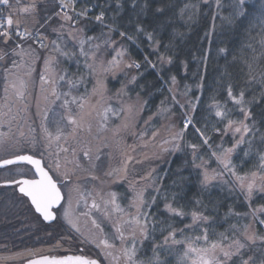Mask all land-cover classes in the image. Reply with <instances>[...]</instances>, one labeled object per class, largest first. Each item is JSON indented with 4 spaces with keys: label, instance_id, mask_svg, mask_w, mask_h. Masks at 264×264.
Returning a JSON list of instances; mask_svg holds the SVG:
<instances>
[{
    "label": "trees",
    "instance_id": "16d2710c",
    "mask_svg": "<svg viewBox=\"0 0 264 264\" xmlns=\"http://www.w3.org/2000/svg\"><path fill=\"white\" fill-rule=\"evenodd\" d=\"M133 2L135 7L132 6ZM230 2L231 0H221L224 5L221 8L213 1L204 0H76L75 4L77 11L93 9L87 13L89 19L81 20L80 23L88 36H96L100 31H110L105 25H111L113 29H118L113 31L116 37H120V31L133 37L134 42L123 38L124 43L130 47L127 57L140 63L139 69L135 71L136 79L131 89L132 94L147 102V112H155L164 97L173 101L169 88L172 86L171 77L175 76L176 97L184 100L183 108L180 107L181 104L172 102L178 115L176 122L179 131L184 129V122L189 117L192 123L184 130L178 151L171 155L157 172H166L161 184L168 197L166 200H160L152 209V216L163 229L169 226L180 229L191 223L190 219L185 217L181 220L163 210L165 202L173 204L174 207H181L185 213L206 209L204 214L214 223L204 226L209 227L213 239L217 238L211 235L213 231L231 236L233 226L241 228V219L249 222L250 218H246L245 214L250 213L251 208L250 203L232 184L231 177H226L228 183L224 186L219 183V186L214 188L204 187L200 182L201 172L193 166L189 144H197L199 155L205 160H212L210 149L201 143L196 128L206 131V135L212 137L209 141L212 150L220 143V138L211 132L213 126H221L219 118L215 116V109L209 107L211 97H215L230 110L231 119L243 120L238 106L229 99L227 89L231 86L233 95H238L240 91L245 93V107L251 108L255 123L253 132L245 137V143L236 150L233 164L237 173L244 175L260 171V166L264 163L260 159L264 155V43H261V40H264V30L257 24L264 0H247V5L252 6L253 11L243 19L231 18V9L228 7ZM1 8L7 11L5 6L2 5ZM157 8H163L164 12L157 13ZM100 11H104L105 18L103 22L98 23L93 18ZM38 12L40 23L43 25L41 33H48L53 37L54 33L50 27L59 24V16H63L58 10L56 0L41 2ZM72 16L75 18V13H72ZM137 24L155 34V38L161 42L160 53L165 52L164 45L168 46L167 55L173 57L170 65H161L157 61L154 46L143 33L136 32ZM20 29L25 27L21 26ZM31 32L35 35L41 34L35 30ZM42 38L46 40L44 34ZM16 39L21 44L22 39ZM22 46H31L42 55V52L50 50L47 40L43 48L36 46L33 40L22 43ZM11 47L16 48V45L12 44ZM145 56L152 64H156L155 68L145 61ZM68 63L71 71H78L80 68L73 62ZM1 66L0 90L6 82L5 71L2 69L5 66ZM111 83H114L113 87L117 85L112 80ZM188 101L196 104L195 109ZM247 123L250 127L253 126V121ZM225 140V146H230L232 141L227 137ZM196 163L199 164L200 161L197 160ZM211 165L218 167L215 162ZM178 179L183 180L182 187L173 185V181ZM173 193L178 194L176 202L172 199ZM18 204L16 201L5 203L0 196V242L11 241L15 245L13 248L19 249L37 246L45 240L53 241L50 237H55L48 234V231L54 227V222L47 224L39 220L41 224L34 225V220L31 226H26ZM260 205H264L263 196L251 199L252 208ZM261 217L264 220V215ZM256 228L258 234L264 236V226L256 222ZM255 248V244L250 245L243 253L244 258L247 259L249 255L259 256L262 249Z\"/></svg>",
    "mask_w": 264,
    "mask_h": 264
},
{
    "label": "snow or ice",
    "instance_id": "6c2138e0",
    "mask_svg": "<svg viewBox=\"0 0 264 264\" xmlns=\"http://www.w3.org/2000/svg\"><path fill=\"white\" fill-rule=\"evenodd\" d=\"M75 4L76 0H60V10L63 13V19L71 22L73 32H80L82 31V29L79 28L81 20L87 21L89 19L87 13L93 9L85 8L79 12H75ZM0 5H3L8 9L7 11H4L3 8H0V43L6 48H9L11 53L21 56L26 53L23 51L16 53V48H21L16 37H30L34 42H37L41 48L45 47L42 34L34 36L27 28H25L24 31H20L21 21L14 19V16L18 14H36L38 11L36 0H14V3L13 0H0ZM132 6L135 7L134 2ZM223 6L221 0H217V7L221 8ZM145 7H147V5H145ZM228 7L231 9L230 15L232 19L247 18L253 11V7L247 5V0H231ZM66 9L75 12V18L74 16L69 15L68 11H65ZM156 12L163 13L164 9L157 8ZM104 18V11H100L93 19L95 22L99 23L103 22ZM257 24L261 30H264V5H261ZM41 27H43V25H41ZM105 27H108L110 31H118V29H113L111 25H105ZM136 32L143 33L146 39L151 42V45L154 46V50L157 52V61L161 65H170L173 62V57L167 55V45H164V53L159 52L161 42L155 38L153 32L146 31V29L139 24L136 26ZM68 35L70 36L76 51H64L59 45H55V51L69 62L76 63L78 60L82 59L83 66L88 69L89 75L91 76L97 67V53L99 52L101 45L94 43L96 37H86L76 42V36L73 35L72 32L68 33ZM119 35L124 39H133L132 36L123 31H120ZM261 43H264V40H261ZM12 44H15L16 48H12ZM104 46L110 47L113 55L110 60L106 61V67L104 66L105 62L100 61V68L103 73L114 74L122 68H132L133 66L136 68L140 67L139 63L124 62L123 58L127 54V50L123 47L117 48L115 41H106ZM5 55H8V53L0 55V61L4 60ZM144 59L151 65V67H156V64H152L147 56H145ZM53 60H55V57H46L44 59L43 73H47ZM10 64L11 68L18 67L15 60H10ZM76 66L79 67L80 65L76 63ZM4 71L9 74L11 73L10 68H5ZM30 74L31 73H29V75ZM72 76V73L64 70L63 74L59 76V80L67 85L68 90L58 92L55 87H51V91L44 96L45 101H48L50 96L53 105L59 101V105L53 107L51 111L53 115L59 114L60 116L59 121L54 122L57 126V131L56 135H53L47 127L49 123V109L45 108L41 113V127L45 132L43 143L45 151L51 149L53 143L58 145L61 141L63 132L59 127L60 122L78 126L84 119L86 106L90 104L89 95L104 99V94L108 91L106 85L101 79H95L91 93L87 94V85L84 83V77L79 76L73 79ZM39 78L42 86L44 84H49L51 86L54 83L46 74H41ZM5 79L7 81V77H5ZM135 79L136 77H133L132 81L134 82ZM171 83L175 85V76L171 77ZM81 86L84 87L86 94L73 95V91ZM10 87L14 90L19 99H24V89L26 88V82L24 80L19 81V86L13 81L10 83ZM198 87H200V85H198ZM8 91L9 86H6L4 88L6 97ZM122 94L123 88L114 93L116 97H120ZM227 95L229 99L238 106L239 112L244 117L243 120L231 119L230 110H228L224 104H221L216 100L215 97H211L210 99L212 102L209 107L215 109V116L219 118V122L221 123L220 127L213 126L211 132L213 135L220 138V143L216 145L215 150H212L211 144L209 143L212 137L206 135V131H201L199 128H196L201 143L209 147L212 160H205L199 155V147L197 144H189L188 147L192 150L193 166L201 172L202 178L200 182L204 187L212 185L217 180L227 184L228 181L223 179L224 176L227 175L233 178L236 186H238L241 191H246L250 203L254 189L259 188V191L264 192V163L261 164L259 173L251 172L250 174L240 175L237 173V168L233 164V156L236 153V150L245 143V137L253 132L255 120L251 108L245 107L247 102L245 101V93L243 91H240L238 95H233L232 88L229 86L227 89ZM173 99H175V97H173ZM188 103L192 105L193 109H195V103L192 101H188ZM57 107L59 108V113H57ZM180 107L183 108V105H180ZM74 110L78 111V115L73 114ZM119 111L124 112L125 114H130L132 112V105H128L127 108L121 107ZM164 111H168V109H164ZM109 113L114 116L118 114L111 107H105V119ZM87 115H91V112H88ZM250 120L253 121L252 127L247 123V121ZM147 123L148 121H145V124ZM191 123L192 121L189 117L184 122V129H181L180 132L173 135L171 140L165 139L161 142L160 150L162 152H168L169 148L164 147V145H168L176 139H182L184 130ZM131 127L133 126L127 122L122 125L124 130H130ZM119 132L120 127L117 128L115 134H119ZM132 134L142 141L144 147L148 146V140L144 139V137L147 136L146 131L133 132ZM6 135L7 134L5 133H0V145L6 143ZM24 135L25 133L21 131L20 136L23 137ZM158 135L159 133L157 131H153L149 139L154 141ZM237 136L239 137L238 139ZM226 137L232 141L230 146H225L227 143L225 140ZM31 143L33 144V147H35L36 141L33 140ZM177 147L178 145L174 143L172 144L173 149ZM134 150L135 149L133 148V151ZM61 151L67 152L68 149L64 148L61 149ZM83 154L86 157L89 155L87 151ZM48 156L49 159L46 160L44 151L37 149L34 154H17L13 158L0 160V167L20 162H26L28 165L32 166L33 178H29L26 174H20L19 179H9L5 180L3 183L5 185L16 186L18 192L22 194L24 198L29 200V206L34 210V213L39 214L44 221L55 220L57 218V212H59L61 216L79 232L80 229L76 227L72 219L74 203L72 193L75 192L78 197L75 200V203L79 205L80 202L83 201L85 208L88 209V211L81 213V215L90 217L91 224L97 230L96 232H89L86 239H88V241L99 250L98 255L100 258H93L87 254L51 256L29 253L28 258L26 259V264H101V258L105 261V264H144V261L138 259V246L142 247L144 242L150 239L152 240L154 256L153 259L147 262V264H167V260L161 259L158 253L165 250L170 251L176 246H179L182 249L179 256V264H257L254 255H249L247 259H245L243 255V253L248 250V242H251L252 244L256 243L257 237L255 235H249L251 224L242 225L240 229L233 226L231 229V236L225 235L224 233L217 234L213 231L211 235L217 236V238L210 239L209 227H205L204 225H211L214 221L204 214L206 209L185 213L181 207H174L173 204L167 203L165 204V208L170 214L181 220L187 217L190 219L191 223L186 224L185 227L181 229H175L171 226L167 229H162L161 240L159 243H156L154 236L150 235V229L154 230L156 224L154 221H150L147 212L142 211L143 208L148 207L144 201L143 190L135 192L134 200L129 205V207L135 208V212L125 211L118 202V194L115 191H109L107 193V199L101 195L100 203H98L95 197H93L91 205H89L88 197L92 196L91 192L85 196L78 186L69 189L67 192H62L61 189L67 187V181L69 179L68 175L66 172L61 173L57 179H54L53 175L60 172V164L54 160L52 152L49 151ZM97 159H99V157H97ZM132 159V156L126 155L123 167L125 173L127 172V164ZM260 159L261 161H264V155H262ZM50 160L52 161L51 163L49 162ZM197 160L200 161L199 164L196 163ZM212 162L219 165V170L210 168ZM114 171L118 172L119 170L117 169ZM107 174L113 175L114 173L109 172ZM148 175L150 177L151 173ZM61 176H63V179L60 178ZM143 179H147V177ZM182 183V179L173 181V185L177 187H182ZM177 195V193L172 194L174 202L177 201ZM62 202L67 206L65 207ZM151 203H155L154 198ZM93 210L100 213L102 217L109 222L112 221L113 215L117 217L118 222L106 225L113 229L111 237L104 232V228L97 222L95 217L91 216ZM258 214L264 215V205L252 208L250 213L245 214V217H250L251 220L264 225V220H259ZM196 230H199V235H184L186 231L195 232ZM165 231L167 232L166 235L163 234ZM237 233H239V235H237ZM178 235L183 236V239H177ZM259 240L264 242V236H260ZM80 251L83 253V249ZM261 251L264 253V249ZM259 264H264V257L259 260Z\"/></svg>",
    "mask_w": 264,
    "mask_h": 264
},
{
    "label": "rangeland",
    "instance_id": "374dc122",
    "mask_svg": "<svg viewBox=\"0 0 264 264\" xmlns=\"http://www.w3.org/2000/svg\"><path fill=\"white\" fill-rule=\"evenodd\" d=\"M45 1L47 2L48 0H36L37 6L39 7V4ZM204 1H213L217 6V0ZM38 13L39 12L37 11L36 14H18L14 16V19L20 20L21 26L27 28L29 31L35 30L41 33L40 30L43 27L40 26L41 23ZM59 17L60 23L57 25H53V27H50V29L54 33V36L52 37L51 34L43 33L47 40V43H50V50L45 53L42 52L44 55H42L39 50L31 46H22L21 49H16V53H20L21 51L26 53L25 55L21 56L11 53L9 48H6L3 44H0V55L8 53V55H5L4 60L0 61V65L11 69L10 74L8 72H4V76L7 77V81L5 82L3 88L0 90V133L7 134L6 143L0 145V159L16 154L18 151H26V149L36 151L37 149H39L41 151H44L46 160L49 159L48 152H52L53 158L56 161L55 157L57 156V151L61 150V148L64 147L66 141L70 137L76 136V134H74V130H76L83 122V126H86V130L91 131L90 137H93L94 144L91 148L90 153L91 155L96 156V158L99 157L100 165H102V170L101 173L98 172V174H102L103 176L102 184H96L93 182L95 184V187L92 188V196L88 197V201L95 197V199L100 202L101 195H103L104 198L107 199V193L109 191H115L118 194V202L125 209V211L135 212V208L129 207V205L134 200L135 192L143 190L144 201L145 204L148 205V207L143 208L142 211L147 212L149 214L150 221L155 222L156 228L154 230L150 229V235L154 236L156 243H159L161 240V230L163 228H161L159 223L154 220L152 216V209L159 204L160 200H166L168 196L161 184L166 172L162 171V174H159L157 172L161 169L163 163L168 160L171 155L178 151L180 139H176L170 144L164 145V147L169 148L168 152H162L160 150V144L165 139L171 140L173 135L180 132L178 124L176 122V120L178 119V115L174 110L172 102L175 101L178 102V104L182 105L184 100L183 98L176 97V84H172V86L169 88V92L172 98L175 97V99L171 101L168 97H164L155 112H147V102L140 96L132 94L131 89L134 83L132 81V78L135 77V71L139 68H136L135 66H133L132 68H122L121 70L116 71L114 74L103 73L100 68V61H104V66L106 67V61L110 60L111 56L113 55L112 49L110 47L104 46L106 41H115L117 48L123 47L127 50L128 53V49L130 47L128 44L124 43L123 38L121 36L116 37L113 31L108 30L100 31L96 36H88L81 25H79V28H81L82 31L73 32L71 22L64 20L62 15ZM70 32H72V34L76 36V42L86 37H96L94 43L101 45V48L97 53V67L91 74V76L89 75L88 69L83 66L82 59L76 62L80 65L78 71H71L69 70V61H66L55 51V45H59L60 48L64 51H76V48L73 46V42L68 35V33ZM127 56L128 54L124 56V62L139 63L133 58ZM46 57H55V60H53V62L50 64L47 73H43V61ZM10 60H15L18 67L11 68ZM5 67H2V69H5ZM64 70L72 73L73 79L79 76L84 77V83L87 85V94L91 93L95 79H101L106 85L108 91L104 94V99L89 95L90 104L86 106L84 119L79 123L78 126L60 122L59 127L63 132L61 141L58 145L56 143H53L52 148L45 151L43 147L45 132L41 127V113L45 108L49 109V123L47 127L48 130L53 133V135H56L57 131V126L54 122L59 121L60 116L59 114L53 115L51 111L53 107L59 105V101H57L56 104L53 105L51 103L52 98L49 96V100L45 101L44 96L51 91V87H55L58 92L68 90L67 85L59 80V76L63 74ZM29 73L31 74L29 75ZM41 74H46L54 83L51 86L49 84H44L42 86L39 78ZM20 80H24L26 82V88L24 89L25 96L23 100L19 99L16 96L14 90L10 87V83L13 81H15L19 86ZM111 80L113 82H116L117 85L113 87L114 83L110 84ZM6 86H9L7 97L5 96L4 92V88ZM122 88V96L116 97L114 93ZM85 94L86 93L83 86L73 91V95ZM128 105H132V112L130 114H125L124 112L119 111L121 107L127 108ZM105 107H111L118 114L114 116L109 113L107 118L105 119ZM164 109H168V111H164ZM56 110L57 113H59L58 107ZM88 112H91V115H87ZM73 114L78 115V111L74 110ZM145 121H148V123L145 124ZM125 122L129 123L133 127H131L130 130H124L122 128V125ZM118 127H120V132L119 134H115ZM21 131L25 133L23 137L20 136ZM141 131L147 132V136L144 137L145 140H148L147 147H144L142 141H140L135 135L132 134L133 132ZM153 131H157L159 133L156 140L154 141L149 139ZM238 138L239 137L237 136V139ZM33 140L36 141L35 147H33V144L31 143V141ZM173 143L178 145V147L173 149ZM133 148L135 149L134 151ZM63 155L64 154L61 155V159ZM126 155L132 156L133 159L128 162L127 172L125 173L123 171V167ZM210 168L219 170V165L218 167L210 165ZM117 169L119 170L118 172L114 171ZM109 172H113L114 174L108 175L107 173ZM257 172L259 173L260 171ZM149 173H151L150 177L148 175ZM146 177L147 179H143ZM226 177L229 178V176L225 175L223 179L227 181ZM231 182L249 203L246 191H241V189L236 186L233 178ZM219 183H221L222 186L225 185V183L217 180L212 185H210V187H217L219 186ZM101 185L103 192L99 195L98 190ZM75 186H78L80 189H82L81 183L72 182L68 190ZM82 192L84 193V191ZM89 192L90 190L88 186L87 192L84 193L85 196H87ZM72 195L74 200L72 219L76 227L81 230V225L83 223L84 226H87L88 224L91 225V218H83V215H81V213L88 210H86L83 201H81L79 205L75 203V200L77 199V194L75 192H73ZM257 196L264 197V192L259 191V188L253 190L251 199L256 198ZM153 198L155 199L154 204L151 203ZM165 204L167 203L165 202ZM165 204L163 210L166 211ZM66 206L67 205L65 204V207ZM249 208L252 209L251 202ZM25 209L28 211V214H26L25 211V216L27 215L25 217V224L26 226H31V223L35 220V218L33 217L32 213H30V209H27L26 207ZM92 213L91 216L94 217V213ZM258 219L262 220L260 214H258ZM98 220L100 222V219ZM62 221L65 222L64 226H66L65 230H67L66 237L70 238H68L67 240H55V242L54 240L50 242L48 241L47 243L42 242V244H39L37 246H30L31 248L35 249L23 248L20 250H12L9 247L0 245V264H6L10 260H20L27 257L29 253L42 254L45 252L58 250H60L59 252L66 251L68 248H70L71 243H76L78 246L84 247L89 255L98 258L97 251L99 250L89 241L84 240V238L76 237V228L70 225L66 219L63 218ZM116 222H118L117 217L113 215L112 221H110L109 223ZM246 222V219H241L240 226L251 224L249 235H255L257 237L255 249H264V242L259 240L260 235L258 234L256 228V221H253L250 218L249 222ZM58 224L60 223H56L52 228L57 232L60 228V225ZM184 227L185 226L181 228ZM163 234L166 235L167 233ZM193 234L199 235V230H196L195 232L186 231L184 233L185 236ZM108 235L111 237L110 234ZM51 236L55 238L50 237V239H57L56 233L55 235L51 234ZM177 239H183V236L178 235ZM210 239H213L212 236H210ZM214 239L216 238L214 237ZM65 242H68L69 244L67 245ZM250 245H252V243L248 242V248ZM181 252L182 249L179 246H176L173 247L170 251H160L158 254L161 259L167 260V264H179V256ZM153 256L154 250L152 247L151 239L146 241V244L144 243L142 247L138 246V259L144 261V264H147L149 260L153 259ZM262 257H264V253L262 252H260L259 256H256L257 264H259V260Z\"/></svg>",
    "mask_w": 264,
    "mask_h": 264
},
{
    "label": "flooded vegetation",
    "instance_id": "af4514ba",
    "mask_svg": "<svg viewBox=\"0 0 264 264\" xmlns=\"http://www.w3.org/2000/svg\"><path fill=\"white\" fill-rule=\"evenodd\" d=\"M74 134H76V136L74 137H70L67 141L66 144L64 145V147H62L61 149L67 148L68 151H57V156L55 157L56 161L59 162L60 164V172L59 173H55L53 175L54 179H57L58 176H60L61 173H67L68 175V181H67V187L62 188V192H67L68 188L70 186V184L72 182H79L82 184V189H80L81 191L87 192V188L89 186V190L90 192L92 191V188L95 187V184H102L103 183V176L102 174H98V172L101 173V168L102 165H100V161L99 159L96 158V156L91 155V148L94 144L93 141V137H90L91 131L86 130V126H83V122L82 124L76 129L74 130ZM87 151L89 153V155L86 157L84 156V152ZM35 151L33 150H29L26 149V151L22 150L21 152L18 151L16 154L4 157V158H8V157H14L17 154H34ZM64 154L62 156V159L60 158L61 155ZM52 161H50L51 163ZM20 174H26L29 178H33L32 177V166L28 165L26 163H20V164H13V165H8L4 168L0 169V196L2 198V200L7 203V202H18L20 206V215H22L21 217L25 218V212H23V210H26L25 207L27 209H30V213H32L33 217L35 218V222L34 225L40 223V221L44 222L41 217L34 213V210L29 206L30 202L27 198H24L22 196V194H20L18 192V189L16 188V186L14 185H5L3 182L5 180H9V179H19L20 178ZM61 179H63V176L60 177ZM59 182V181H58ZM94 182V183H93ZM80 185V184H79ZM103 189H102V185L99 187L98 190V194H102ZM129 195V192H128ZM78 198V197H77ZM92 199L90 201H88V204L91 205ZM98 203H100L99 201H97ZM62 204H64V202H62ZM65 206V204H64ZM86 210H88L86 208ZM94 217L96 220L100 219L97 222L101 223V226L104 228V232L106 234H110L112 235L113 229H111L110 227H107L106 225L109 224V222L107 220H105L102 215L100 213H98L97 211L93 210L92 211ZM26 214H28V211L26 210ZM85 216H83L84 218ZM82 218V220H83ZM22 219V218H21ZM63 217L61 216V214L59 212H57V218L55 220V222L53 223V225H55L56 223H60L58 225H60L59 231H55L53 229H51V231H48V234H57V239H53L54 242L55 240H67L70 237H66L67 235V230L66 226H64L65 222L62 221ZM89 219V217L87 218ZM40 220V221H39ZM33 223V221H32ZM45 223V222H44ZM97 230L93 227V225H87L84 226V223L81 225V230L78 232L76 231L75 236L76 237H80V238H84V240L88 241V239H86V236L89 232H96ZM83 233V235H82ZM72 234V233H71ZM74 234V233H73ZM49 242L51 240H48ZM47 240H45L43 243H47ZM52 242V243H54ZM66 243V242H65ZM146 244V241L144 242ZM67 245L69 244L68 242L66 243ZM0 245L6 246L11 248L12 250H20L23 248H19V249H14L13 247H15L14 243H12L10 241V243H1ZM46 246V245H45ZM25 249H29L31 247H24ZM31 249H35V248H31ZM81 249H83V253H81ZM52 251V252H45L42 254H38V255H55V256H61V255H78V254H87V251L85 250L84 247L82 246H78L76 243H71L70 248H68L66 251ZM99 251H97L98 253ZM91 256V255H90ZM98 258H100L99 255H97ZM93 258H97L95 256H92ZM28 258H22L20 260H10L8 261L6 264H24L26 262V259ZM101 264H105V261L101 258Z\"/></svg>",
    "mask_w": 264,
    "mask_h": 264
},
{
    "label": "built area",
    "instance_id": "2783aa9c",
    "mask_svg": "<svg viewBox=\"0 0 264 264\" xmlns=\"http://www.w3.org/2000/svg\"><path fill=\"white\" fill-rule=\"evenodd\" d=\"M56 2H57V5H58V10H59V12H61V10H60V0H56ZM2 7V5H0V8ZM65 11H68V14H72V13H75V12H79V11H77L76 9H75V12H73V11H70V10H65ZM62 13V12H61ZM89 17V16H88ZM20 31H24V29H20ZM34 36H35V34H33ZM22 39V41H21V44L22 43H24V42H26V41H29V40H33L32 38H21ZM33 42H34V40H33ZM20 44V45H21ZM34 44H36V46H38L39 48H41L40 46H39V44L37 43V42H34ZM43 44L44 45H46V40L43 38Z\"/></svg>",
    "mask_w": 264,
    "mask_h": 264
},
{
    "label": "water",
    "instance_id": "95a60500",
    "mask_svg": "<svg viewBox=\"0 0 264 264\" xmlns=\"http://www.w3.org/2000/svg\"><path fill=\"white\" fill-rule=\"evenodd\" d=\"M23 155V154H22ZM10 158H13V157H8V158H3V159H0V160H4V159H10ZM20 163H26V162H20ZM20 163H17V164H20ZM27 164V163H26ZM6 167V166H5ZM1 168H4V167H0V169ZM55 210V209H54ZM39 215V214H38ZM40 216V215H39ZM41 217V216H40ZM41 219H42V217H41ZM43 220V219H42ZM56 220V219H55ZM55 220H53V221H44L45 223H47V224H52L53 222H55ZM47 255H50V254H47ZM51 256H55V255H51ZM24 264H26V262L24 263Z\"/></svg>",
    "mask_w": 264,
    "mask_h": 264
}]
</instances>
